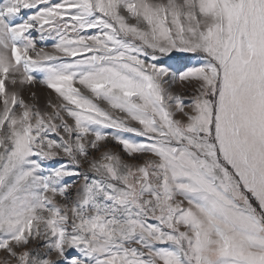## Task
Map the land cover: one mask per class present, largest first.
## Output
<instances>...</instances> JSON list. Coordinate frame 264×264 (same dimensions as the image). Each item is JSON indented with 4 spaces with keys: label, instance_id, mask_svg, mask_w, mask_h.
Returning <instances> with one entry per match:
<instances>
[{
    "label": "snow or ice",
    "instance_id": "snow-or-ice-1",
    "mask_svg": "<svg viewBox=\"0 0 264 264\" xmlns=\"http://www.w3.org/2000/svg\"><path fill=\"white\" fill-rule=\"evenodd\" d=\"M0 264H264V0H0Z\"/></svg>",
    "mask_w": 264,
    "mask_h": 264
},
{
    "label": "rangeland",
    "instance_id": "rangeland-1",
    "mask_svg": "<svg viewBox=\"0 0 264 264\" xmlns=\"http://www.w3.org/2000/svg\"><path fill=\"white\" fill-rule=\"evenodd\" d=\"M175 55L182 56V55H190V54H179V53H176Z\"/></svg>",
    "mask_w": 264,
    "mask_h": 264
}]
</instances>
